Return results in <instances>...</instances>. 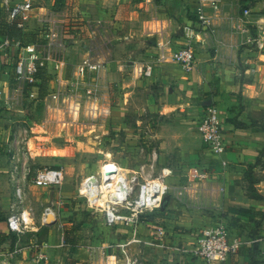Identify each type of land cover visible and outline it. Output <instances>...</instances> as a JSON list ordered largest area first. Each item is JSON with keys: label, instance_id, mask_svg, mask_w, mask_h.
<instances>
[{"label": "crops", "instance_id": "0c3cea01", "mask_svg": "<svg viewBox=\"0 0 264 264\" xmlns=\"http://www.w3.org/2000/svg\"><path fill=\"white\" fill-rule=\"evenodd\" d=\"M39 1H34V8L23 27L18 26L20 19L11 22L5 14L7 23L14 24L25 33L22 41L14 40L20 41L22 46H26L23 40L26 33H34L32 27L40 28L42 35L48 23H56L63 29L67 26V19H58L61 14L57 12H61L64 6H70V0H53L56 15L50 17L38 12L45 9L35 5ZM182 2L190 3L197 15L195 0L74 1L77 8L81 7L80 20L86 21V24L81 23L83 25L79 23L84 31H87L85 28L89 26L102 38L106 31L112 30L111 41H120L125 45L140 43L147 47L146 51L152 53L151 57L155 56L158 43H171L174 48H180L187 40L193 41L196 67L191 72H186L174 64H160L154 70L152 77L139 79L134 72L125 69V66L129 67L133 64L132 60L127 59L129 56H126L123 60L124 65L116 64V69L109 70V74L102 73L101 83L107 76L113 91H116L117 87L124 97V99L120 98V105L114 106L110 111L116 129L125 127L129 132L132 131L126 118L128 109L139 108L140 116L146 114L154 119L160 118L154 123L155 129H152L151 137L158 142L159 161L174 172L168 180L171 191L165 197L161 210L170 211L177 203V196H186V199H189L188 206L191 208L189 213L194 218L202 214V217H198L201 220L208 218L214 223L223 222L241 240V247L237 254L232 256L230 264H255L254 259H262L256 258L259 256H254L253 251L258 248L262 251L259 255H264V239L257 237L264 235V223L263 226L261 224L258 227L255 223L261 220L264 222V200L246 193L248 187L246 173L252 170L253 175L261 179L256 186L264 196V170H262L264 156L262 163L257 164L264 150V50H257L244 44L246 34L241 32L242 24L239 20L243 18L246 9L264 14V0H221V14L212 22L214 33L199 29L198 21L196 23L189 20L182 14L177 16L182 13ZM1 9L5 12L0 0ZM208 14L210 15L211 12L209 11ZM27 25L30 28H27ZM1 37L3 40L0 43V54L3 63L0 60V101H2L0 108L5 103L3 101H9L12 97L10 66L14 64L16 68V62L22 53L14 46H4L8 38ZM65 41L66 48L63 49L48 50L42 45L44 49L41 50L50 57L49 73L53 72L56 62H61L67 74L69 44L66 38ZM130 48L129 46V51ZM85 57L83 56L82 60ZM51 84L49 83V87ZM37 88L36 86L35 89ZM30 89L31 86L25 87L24 93L30 94ZM137 94L146 98V104L137 106ZM207 102L216 106V103H219L217 107L223 118L227 145L225 160L228 166L225 168L205 149L198 132L197 124L205 107L208 106ZM3 115L5 113L1 111L0 190L3 189L5 175L9 177L8 174L9 172L11 174L15 164L19 169L28 168L31 172L28 157L34 154L30 149V143H27L28 148L25 144L28 136L26 129L15 127L16 124H12V121ZM165 116L172 118L167 122ZM57 123L58 121L55 124ZM24 147L26 153L23 152ZM37 158L39 157H34L33 160ZM253 165L256 166L251 168ZM195 166L210 172L209 181L204 188H197L190 176V169ZM35 173L32 175L31 172L28 176L30 181L27 178L23 182L25 187L32 183L31 178ZM65 185L62 187V194L69 199L71 191ZM32 186L44 188L34 184ZM49 189L53 192L51 188ZM6 196L4 187L0 193V264H124L128 258L138 259L141 264H200L198 260L191 258L187 251L193 246L195 232L175 230V227L187 229L190 224L165 219L167 222L165 226L152 227L151 220L161 210L150 216L148 224H142L136 230L125 226L118 228L107 226L110 230L113 228L118 230L116 233L104 232L102 235L105 237L104 241H113L114 237L124 233L120 240L117 239L110 245L99 244L100 241L96 240L98 230L92 232L93 241L83 244L82 241H78L80 232L66 228L73 224L61 223L59 216L54 225L44 226L40 221L41 213L36 216L34 212L31 230L22 235L9 230L6 223L9 215H3L8 210L10 201L6 200ZM77 206L79 207V204ZM207 209H210L209 213ZM61 214H70L75 218L80 216L79 210L72 213L67 207L61 210ZM170 215L176 216L174 212ZM123 231L128 233L127 237ZM63 237L66 247L60 246ZM44 243L49 244L43 249L48 254L49 261L37 263L36 255ZM138 243H140L141 256L135 257L132 251ZM116 244L122 247H117ZM15 248H19L20 253L13 260H7L6 254ZM152 253H163V255L159 254L160 257L156 258ZM162 258H167V261H162Z\"/></svg>", "mask_w": 264, "mask_h": 264}, {"label": "rangeland", "instance_id": "374dc122", "mask_svg": "<svg viewBox=\"0 0 264 264\" xmlns=\"http://www.w3.org/2000/svg\"><path fill=\"white\" fill-rule=\"evenodd\" d=\"M74 1L75 0H70V6H64L65 8L63 7L61 12H57L61 14L60 17H57L58 19H67V26L64 27L65 38L69 44V52L66 61L67 79H73L74 72L80 65L83 56H91L103 60L105 62V75L109 74V70L113 71L114 68L116 69V64L124 65L123 60H125L126 56H129L127 58L128 60L130 59L133 61L131 66H125V69L130 72H134L136 64L147 62L150 59L152 53L146 51L147 47L145 45L140 43L125 45V43L121 44L120 41H111V36L113 35L112 30L106 31L102 38L89 26H85V30L87 31H84V28L79 26V23L86 24V21L80 20L82 17L80 12L81 7L80 9L79 7L77 8ZM187 2H182V13L177 14V16L182 14L189 20L197 23L198 17L192 10V5ZM35 5L45 8L38 11L43 16L50 17L56 15V6H54L53 0H40ZM5 14L6 13L1 9V21H5ZM27 28L30 27L27 25ZM32 28L34 33H26L27 36L23 39L26 43V48L31 44H38L40 49H44L42 46L41 29L36 27ZM82 31H84V33H82ZM120 32L121 31H119V34ZM1 40L3 39L0 36V43ZM129 46L131 47L130 51ZM29 53V50L25 52L26 55ZM0 60H2L1 54ZM114 61L116 62L114 63ZM10 67L9 75L12 97L9 101H3L5 103L1 106L0 112H4L5 115H3V117L6 116L5 118L11 120L12 124H16L15 127L21 130L26 129L28 133L26 137L27 141L25 142L26 147L28 148L27 143L29 142L30 149L34 152L33 156L28 157V164L31 168L32 175L35 173L36 169L40 168H63L66 172L64 185L66 184L65 186L71 191V197L66 199L62 194V189L58 191L52 189L53 192H51L49 188H36L32 186L33 184L31 183L32 185L28 184V186L25 187L27 204L33 208L36 216H38L37 214L41 213L42 215L44 209L50 202L56 201L55 199L58 197L59 199H57V201L62 204L58 209L60 222L73 224L68 225L66 228L75 231L78 230L80 232V237L78 238L79 242L82 241L84 244L88 241H93L94 236L92 232L94 230H98V237H96V240L100 241L99 244L110 245L111 242H116L117 239L120 240L121 237L124 236V233H120V236L114 237L115 239L113 241H104L105 237L102 236L104 232L116 233L118 227L110 230L105 225L100 212L92 215L85 201L79 195V188L84 178L91 174H97L106 162H115L126 171L136 170L138 166L150 163L154 151L159 154L158 142L151 137L153 135L151 133L152 129H155L154 123L160 120V118L154 119L146 114L140 116L139 108L135 110L128 109L126 118L128 126L132 127V131L129 132L125 127L116 129L110 111H112L114 106L120 105V98L122 97L124 99V97L117 87L115 89L116 91H113L112 85L109 84V79L105 76L101 83L98 108L102 110V115L98 114L94 117L92 100L86 98L83 92H80L82 95V97L79 95L81 97L82 109L79 119L72 123L73 121L68 116L59 112V108L63 106L66 107L72 103L75 99L73 94L71 95L69 91L58 92L60 87L54 83L49 87L48 95L45 98H39L38 91L40 83L38 82L35 86H31L30 94L27 95L24 93V89L25 87L28 88L29 85L17 76L14 64ZM36 86L38 87L37 89H35ZM136 101L138 107L146 104V98L141 94L136 95ZM216 104L218 106L219 103ZM121 106H123V103H121ZM164 118L169 122L168 119L172 118V116H165ZM57 121L58 123L55 124ZM67 122H70V124ZM26 147H24V153H26ZM34 157L39 158L33 160ZM162 166H164L163 163L158 159L156 163V173ZM8 175L9 177L5 175L3 179V189L5 187V194H7L5 197L6 200L10 201L8 210L6 211L8 214L5 212L3 215L10 214L11 205L15 201V182L10 172ZM28 179L30 181V178ZM32 179L33 177L31 180ZM3 189L0 190V193ZM52 193H54L55 196H52ZM167 199L168 197L166 200ZM176 200L177 203L175 207L171 208L170 211L161 210L158 212L155 218L151 220L152 227H163L167 223L165 219H168L172 222L180 221L191 225H188L189 228L187 229H185V227L183 229L175 227L176 231L194 233L214 223L208 218L205 220L198 218L202 217V214L194 218L193 215L189 213L191 208L188 206L189 199H186V196H177ZM77 204H79V207ZM65 207L72 213L79 210L80 216L75 218L70 216V214L62 215L61 210ZM207 210L209 213L210 209ZM173 212L176 216L170 215ZM255 223L258 227V225L261 224L263 226L264 222L261 220ZM125 235L127 237L128 233L125 232ZM257 237L258 239H264V235H258ZM259 252L261 253L262 251L256 248L253 254L254 256H259L256 258H261L262 260L254 259V262L255 264H264V255H259ZM132 254L135 257L141 256L140 243L133 249ZM152 254L153 257L156 258L160 257L159 254L163 255V253ZM162 261H167V258H162Z\"/></svg>", "mask_w": 264, "mask_h": 264}, {"label": "built area", "instance_id": "2783aa9c", "mask_svg": "<svg viewBox=\"0 0 264 264\" xmlns=\"http://www.w3.org/2000/svg\"><path fill=\"white\" fill-rule=\"evenodd\" d=\"M35 0L18 2L17 0H1L6 15L11 22L20 19L18 26L23 27L34 8ZM221 0H195V9L198 16V28L202 31L214 33L212 22L221 14ZM211 12L209 15L208 12ZM240 30L246 34L244 44L257 50H264V14L254 13L251 9L243 12ZM41 39L45 49L66 48L65 31L56 23H48L44 28ZM6 47H16L21 53L16 62V74L30 86H35L39 79L36 74L44 68L50 76V83L57 84L58 92L69 91L75 99L68 106L59 108V112L68 116L74 123L79 119L81 112L80 92L92 100L94 117L102 115L99 108L101 78L105 70V62L101 59L86 56L74 72L73 79H67L63 63L56 62L53 72H48L50 57L46 56L38 44H31L26 48L20 41L6 40ZM29 50V54L25 52ZM156 54L147 62L137 64L134 74L139 79H149L160 64H174L186 72H191L196 67V53L191 39L180 48L172 44L158 43ZM81 97H80V96ZM58 96V95H57ZM100 110V111H99ZM63 112V113H62ZM70 124V122H67ZM200 138L210 154L215 156L220 165L225 168L227 145L223 118L215 104L205 107L197 124ZM158 153L154 151L150 163L138 166L136 170L126 171L115 162H106L97 174L84 178L79 188V195L83 198L91 214L100 212L104 223L108 227L125 226L136 230L142 224H148L150 216L163 207L165 197L170 193L171 186L168 182L174 172L168 166H162L156 173ZM20 174V175H19ZM31 174L30 169L20 168L15 164L11 177L15 182V201L11 205L10 214L6 219L9 230L22 235L32 228L34 221L33 208L27 204L25 182ZM197 188L206 187L210 172L195 166L190 169ZM66 180L63 168H40L36 171L32 183L38 187L62 189ZM59 201H51L44 209L40 221L44 226H52L57 222ZM162 236V233L160 232ZM49 246L44 243L36 255L37 263H47L49 256L43 249ZM61 247H66L64 237L60 241ZM117 247H122L116 244ZM241 247V240L234 235L230 228L223 222L213 223L194 233L193 246L187 251L190 257L200 264H230L232 256L237 254ZM20 253L19 248L6 254L7 260H13ZM124 264H141L138 259H126Z\"/></svg>", "mask_w": 264, "mask_h": 264}, {"label": "trees", "instance_id": "16d2710c", "mask_svg": "<svg viewBox=\"0 0 264 264\" xmlns=\"http://www.w3.org/2000/svg\"><path fill=\"white\" fill-rule=\"evenodd\" d=\"M25 33L22 32L21 29L17 28L14 24H9L6 21L0 20V35L8 38L10 40H21L23 35ZM30 35V34H28ZM27 36V35H25ZM22 41V40H21ZM37 79H39L40 83V91H39V97L44 98L46 95H48L49 91V83H50V76L47 74L46 70L44 68L38 70L36 74ZM30 86V85H29ZM264 156V150L261 153V157L257 161V164L262 163V157ZM262 170H264V163H262ZM256 165L251 166V168L255 167ZM246 180L248 182V187L246 188V193L255 198L263 199L264 196L259 192L257 188V184L261 181L260 178H256L252 170L246 173Z\"/></svg>", "mask_w": 264, "mask_h": 264}, {"label": "water", "instance_id": "95a60500", "mask_svg": "<svg viewBox=\"0 0 264 264\" xmlns=\"http://www.w3.org/2000/svg\"><path fill=\"white\" fill-rule=\"evenodd\" d=\"M206 105H210V102H207Z\"/></svg>", "mask_w": 264, "mask_h": 264}]
</instances>
